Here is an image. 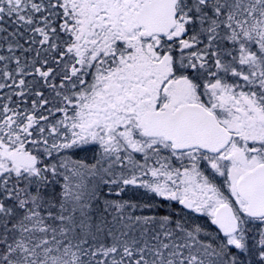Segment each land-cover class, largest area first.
Here are the masks:
<instances>
[{
    "label": "snow or ice",
    "instance_id": "1",
    "mask_svg": "<svg viewBox=\"0 0 264 264\" xmlns=\"http://www.w3.org/2000/svg\"><path fill=\"white\" fill-rule=\"evenodd\" d=\"M0 264H264V0H0Z\"/></svg>",
    "mask_w": 264,
    "mask_h": 264
}]
</instances>
